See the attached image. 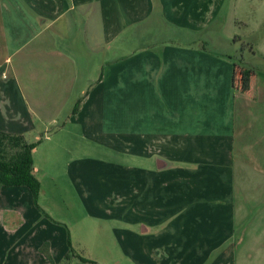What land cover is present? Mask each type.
Segmentation results:
<instances>
[{
  "label": "crops",
  "instance_id": "crops-1",
  "mask_svg": "<svg viewBox=\"0 0 264 264\" xmlns=\"http://www.w3.org/2000/svg\"><path fill=\"white\" fill-rule=\"evenodd\" d=\"M212 2L0 0V131L36 142L37 123L63 120L61 141L145 162L96 161L129 264H264L262 205L244 198L254 179L264 193V110L244 127L253 96L237 92L231 57L163 37L205 29ZM58 223L26 187L1 186L0 264L65 263Z\"/></svg>",
  "mask_w": 264,
  "mask_h": 264
},
{
  "label": "rangeland",
  "instance_id": "rangeland-1",
  "mask_svg": "<svg viewBox=\"0 0 264 264\" xmlns=\"http://www.w3.org/2000/svg\"><path fill=\"white\" fill-rule=\"evenodd\" d=\"M212 6L213 11L218 10L215 15L213 13V18L205 29L200 32L189 31L188 34L181 32L179 36L173 37L164 33L163 37L165 40L174 39L180 44L202 43L203 48L215 56H230L233 63H236L237 92L243 93L248 99L253 96L250 102L243 100L244 106L249 108L244 127H247V123H252L253 126L259 111L264 110V0H213ZM148 42L150 37L134 44L141 46ZM62 122L64 121H60L59 127L37 123L36 142H33L34 139L26 141H32L38 146L33 154L35 176L40 184L38 207L54 221H58V224H62L61 227L69 235V255L63 264H129L123 258L121 243L114 230L124 226H119V222L108 216H111L113 196L108 165L118 163L140 167L145 162L124 157L109 148L91 143L84 142L83 145L74 147L73 136L61 141L64 134L57 131ZM47 136L50 141L45 140ZM61 148H68L70 153ZM260 148L261 151L264 149ZM54 155L55 158H50ZM96 161H103L108 165L104 164L102 167ZM253 164L250 161L249 166ZM79 168L81 170L78 172ZM233 169H236V165ZM254 180L258 184L253 182L246 185L249 192L253 193L244 198L251 204L260 203L261 212H264V193L256 194L253 191L261 187V181ZM125 215L139 217V211H125ZM81 259L88 262L83 263Z\"/></svg>",
  "mask_w": 264,
  "mask_h": 264
},
{
  "label": "trees",
  "instance_id": "trees-1",
  "mask_svg": "<svg viewBox=\"0 0 264 264\" xmlns=\"http://www.w3.org/2000/svg\"><path fill=\"white\" fill-rule=\"evenodd\" d=\"M76 110L75 106L73 113ZM36 145L26 141L23 135L0 131V187H26L34 205L39 208L37 201L40 184L33 167V150ZM81 261L88 262L83 259Z\"/></svg>",
  "mask_w": 264,
  "mask_h": 264
}]
</instances>
